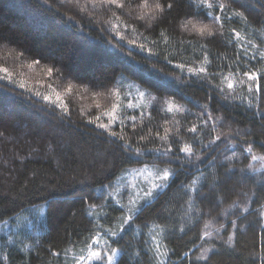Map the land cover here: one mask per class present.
I'll use <instances>...</instances> for the list:
<instances>
[{
  "label": "trees",
  "instance_id": "obj_1",
  "mask_svg": "<svg viewBox=\"0 0 264 264\" xmlns=\"http://www.w3.org/2000/svg\"><path fill=\"white\" fill-rule=\"evenodd\" d=\"M225 2L231 21L221 27L194 15L192 0H174L163 16L141 7L142 0H119L122 8L105 0H0V34L7 37L0 40V264H72L69 256L91 243L98 225L118 233L105 237L119 251L115 264H260L264 119L254 113L264 112V91L250 95L243 72L262 74L264 88V61L247 62L237 52L264 51V0ZM203 25L215 35H201ZM233 29L240 39H232ZM60 58L67 79H50L46 68ZM204 66L208 80L188 72ZM134 83L150 101L140 112L120 111L111 130L123 140L87 123L97 117L105 123L122 84ZM205 108L210 116L201 129L197 117ZM194 125L197 132L189 133ZM125 142L143 156L126 155ZM170 144L168 156L156 151ZM249 144L251 154L244 151ZM186 145L195 155L178 151ZM147 164L168 168L169 187L140 205L123 232L124 208L114 192L104 210H90L129 168ZM45 197L52 201L47 219L30 226L32 206L43 207Z\"/></svg>",
  "mask_w": 264,
  "mask_h": 264
},
{
  "label": "snow or ice",
  "instance_id": "obj_2",
  "mask_svg": "<svg viewBox=\"0 0 264 264\" xmlns=\"http://www.w3.org/2000/svg\"><path fill=\"white\" fill-rule=\"evenodd\" d=\"M105 2L110 4V5H116L118 8L123 7V5L121 3H119V0H105ZM228 2L230 3V0H228ZM192 3L196 9V11L193 13L194 15H202L205 18H210L214 22L220 23L221 27L224 26V22H230L231 21V17L228 15V12H229L228 4L225 2V0H192ZM141 7H149L151 9V13H159L161 16H163L167 12H170L172 10V8L174 7V0H156L154 5H150L149 0H142ZM232 16H238V17L246 19L244 17V14L239 13V12H232ZM139 19L143 20L144 17L141 16V17H139ZM198 31L200 32L201 35L205 34L206 32L209 36L215 35V33L212 31V29L209 28L208 25H203L202 27H200L198 29ZM232 32L234 34L232 39L238 40L241 38L240 32L236 31L235 29H233ZM5 39H7V37L0 34V40H5ZM232 39H229L227 41V43L231 44ZM252 47L256 48V45H252ZM140 49L144 50V46L142 44L140 45ZM257 52H258V56H257L256 52H253L251 55H249L248 49L243 48L242 50H238L237 58L238 59L244 58V59H246L247 62L257 61L258 59L260 61H264V51H260L259 49H257ZM19 55H24V52H20ZM41 59H45V58L43 56H40L39 59H33L32 63L38 65V64H40ZM204 60L207 61V63H209V64L211 63V61H208L207 53L204 54ZM62 65H63V58H60V60L55 62L52 67L46 68L47 74H48L50 79L53 76H57V75L63 76V77H65V79H67L66 69ZM176 67H178L181 71H183L185 68V65L181 63V64L176 65ZM3 71L6 73L7 69H4ZM188 72L192 75L200 76L205 80L209 79V76L207 75V67L206 66L200 67L199 69L189 68ZM261 75L262 74H258L257 72H250V71H244L243 72V76L247 78V90H248L250 95L252 93H261L262 91H264V88H262V85L260 83ZM214 76H215V74H213V78H214ZM0 79H2V78H0ZM225 79H227V78H225ZM80 83H84V82L80 81ZM241 83H244V81H241ZM84 86L86 88L90 87V83L85 84ZM19 87L24 88V85L20 84ZM213 87H216V86H213ZM71 90H72V84L70 83L67 91L71 92ZM218 90L222 94L225 91L223 88H219ZM227 90L229 93H233L235 91V84L228 83L227 84ZM34 95L39 97L40 93L37 92ZM224 98H225V100H228V99H230V96L225 95ZM253 98H255V97H253ZM43 100L50 101V97L49 96H43ZM59 100H60V98L58 96L57 101L54 104L55 107H59ZM248 104H249V108H251L252 107L251 99L248 101ZM202 107H204V106H202ZM65 108H66V106H65ZM61 111H64L65 116L69 115V113L65 109H61ZM254 115H259L262 119H264V112H257V113H254ZM203 116H210V113L207 112L206 108H205V111L202 113V115L197 117V119L202 120V124L200 125L201 129H203V127L206 126L208 123V120L203 119ZM99 119H100L99 117H97L95 120L90 119L87 121V123L94 124L97 128L103 129L105 132L108 133V135L117 138V140H123V135L118 136L117 132L111 130L112 127L117 123L115 118H113L109 124L100 123V122H98ZM129 119L134 122L136 120V117L132 116ZM119 123L122 126L124 125L123 120H121ZM197 130H198L197 126L194 125L193 127L189 128L187 131L189 133L195 134L197 132ZM156 138H160L159 133H157ZM140 139L143 140L144 137H141ZM193 139L196 140L197 137L193 136ZM220 139H221L220 137L215 138V140H220ZM215 140L210 142V144H215ZM172 142L176 143L178 141L173 139ZM209 146L210 145H205L204 146L205 150ZM122 147L124 148L126 155L131 154V155H135L137 157H142L144 154L140 148H133L132 144L130 142H125L122 145ZM230 147H231V145H230ZM156 151L160 152V154L162 156H168L169 154L172 153V146L170 144L169 147L164 149L163 151H161L160 149H157ZM178 151L185 153L187 157H191V156L195 155L192 147L187 146V145L179 148ZM244 151L251 154L252 153V145L249 144V146L246 149H244ZM252 159L257 160L258 157H256L255 155H252ZM180 161H181V158L176 157V162H180ZM169 162L171 163L172 161H169ZM201 162H203V161H201ZM209 163H211V161H209ZM180 167H184V164L182 162L180 163ZM133 171H136V170H133ZM229 171L230 170L226 168V176H225L226 180L231 179V176L227 175V172H229ZM171 175H172V173L168 170H163L162 174L158 171L157 176H156V179L158 182H154L151 184V186L139 189V192H142L143 200L144 201H154V200L158 199L159 196L162 194V192L160 190L166 189L167 187H169L168 181L170 180ZM257 183L260 184L262 187H264V175H261L258 178ZM103 187L107 188L109 186H103ZM117 195L120 197V199H123L128 194L117 192ZM111 196H112V193H108V195L104 198L103 203H101V204H97L95 202H90L89 203L90 210L97 209V208L104 210L106 208V206L108 205L109 198ZM120 199L116 200L115 202L117 204H119ZM44 200H45V204L43 207H39L37 205L32 206V212L34 213V215H33L32 219L27 220V223L30 226H33V225L39 223V221L42 217L45 220L47 219V213L51 210L52 201L48 200L47 197H45ZM129 203L135 204V203H137V201L130 199ZM122 207H123V205H122ZM139 210L140 209H133L131 207L128 209V211L130 213L136 212ZM132 220H133L132 215H127V216L121 218L120 231L123 232L125 230V226L128 225ZM4 223H5V225L7 224V222H4ZM97 229L98 230H97L96 234L90 238L91 243L88 244V247L91 248L93 245H100L106 252L111 251L110 247L108 246V241L105 240V243L103 245H101V239L105 238V237H116L118 235V233L116 231L111 230L110 228L105 229L102 225H98ZM152 239H153V242L155 243V238L153 237ZM231 239H232V237L229 236V241ZM9 242H11V241H9ZM145 244L147 245V241H145ZM149 248H150V246H149ZM156 249L157 250L159 249V244H156ZM53 255L54 256L58 255V253L53 252ZM138 255H139V253H138ZM183 255H184V257H187L188 253H184ZM103 259H104V256H102L101 251H90L89 255L87 257H85V256L78 257L76 259V264H80V261H84V260L101 261ZM107 259L110 261L111 256H108ZM207 259L208 258H206V257H196V260H207ZM253 264H255V260L253 261ZM260 264H264V256H262L260 258Z\"/></svg>",
  "mask_w": 264,
  "mask_h": 264
},
{
  "label": "rangeland",
  "instance_id": "obj_3",
  "mask_svg": "<svg viewBox=\"0 0 264 264\" xmlns=\"http://www.w3.org/2000/svg\"><path fill=\"white\" fill-rule=\"evenodd\" d=\"M137 86L138 85L133 86L132 84H128L126 87H124L122 84V87L119 90L118 95L116 96L117 103L110 109L107 115L108 119L105 118V124H109L113 118H115L116 121L118 122L120 116L122 115L120 111L140 112L144 110L146 107H148L150 98L147 95V92L144 89L141 90L140 86H138L139 88ZM167 108L168 110L171 111L176 110V106L172 103H169L167 105ZM167 169L168 168L166 167H162L154 164L132 167L129 168L127 172L124 173V175L117 178L112 183L113 186L111 193L113 195L114 192L115 200L120 199V197L117 195V192L128 194L123 199H120V203H119V205L121 207L123 205L124 208L123 217L127 215L133 216L137 212L136 211L130 213L128 211L130 207L133 209H139L140 205L148 202L143 200L142 192H139V189L151 186V184L154 182H158L156 179L157 172L159 171L162 174L163 170H167ZM130 199L136 200L137 203L130 204L129 203ZM0 230H2V226H0ZM118 231H120V229ZM105 240L107 239L106 238L101 239V245L105 243ZM90 251H101L102 256H104V259L101 261L84 260V261H80V264H97V263L115 264L119 255V251L117 249H111V251L106 252L100 245H93L91 248H89L87 245L84 248H82L78 254L69 256L70 260L72 261V264H76V259L80 256L87 257ZM108 256H111L110 261L107 259Z\"/></svg>",
  "mask_w": 264,
  "mask_h": 264
}]
</instances>
